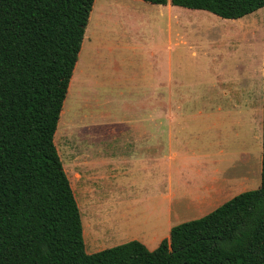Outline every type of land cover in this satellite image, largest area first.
<instances>
[{
    "label": "rangeland",
    "instance_id": "1",
    "mask_svg": "<svg viewBox=\"0 0 264 264\" xmlns=\"http://www.w3.org/2000/svg\"><path fill=\"white\" fill-rule=\"evenodd\" d=\"M86 34L55 143L81 208L87 253L95 239L99 244L104 229L115 236L101 237L108 243L102 242L103 249L145 240L156 230L148 212L131 210L129 197L119 191V186L135 181L131 192H137L143 204L149 202L142 195L158 181L148 175L150 163L136 156L127 166L118 160L103 165L104 158H117L123 147L133 148L110 142L105 125L128 116L150 121L156 93H173V117L164 115L160 121L176 123L180 144L190 148V159L181 160L187 163L180 169L181 179L193 189L199 187L193 186L197 180L208 186L200 200L186 198L185 212L172 219L174 226L204 217L236 195L260 187L264 8L227 19L171 2L95 0ZM167 100L160 96V106ZM178 144L175 141L176 148ZM86 153L93 161L92 178ZM212 171L218 172L217 180H211ZM107 188L111 191L106 193ZM106 194L111 199L106 200ZM112 211L115 223L108 228L103 222Z\"/></svg>",
    "mask_w": 264,
    "mask_h": 264
},
{
    "label": "trees",
    "instance_id": "2",
    "mask_svg": "<svg viewBox=\"0 0 264 264\" xmlns=\"http://www.w3.org/2000/svg\"><path fill=\"white\" fill-rule=\"evenodd\" d=\"M143 1L227 19L264 8V0ZM94 3L0 0V264H264V114L259 188L174 226L155 250L132 240L87 253L55 135Z\"/></svg>",
    "mask_w": 264,
    "mask_h": 264
},
{
    "label": "crops",
    "instance_id": "3",
    "mask_svg": "<svg viewBox=\"0 0 264 264\" xmlns=\"http://www.w3.org/2000/svg\"><path fill=\"white\" fill-rule=\"evenodd\" d=\"M160 96L168 99V104L166 106H160ZM172 98L173 93L171 92L168 94L156 93L154 107L152 106L151 109L150 121H146L144 118L128 116L124 117L123 120L110 122L105 125L106 132L104 135L109 136L110 142H118L122 146L123 144H130L133 145V148L130 150L129 148L123 147V152H121L117 158L114 156H108L104 158L103 165L116 163L118 160L122 161L125 166H127L131 161H133L134 157L138 156L140 160L148 161L150 163L151 170L149 171L148 175L151 178H156L158 180L155 184H153V189L150 192L142 195V197L145 196V199L149 201L145 202L144 204L142 203L143 201L141 199L138 200L136 198L138 195L137 192H131V190L136 189L134 185L136 183L135 181L131 182L130 186L128 187L119 186V191L124 192L121 197H129V201L131 202V210L140 213H142V211H146L148 212L149 216L156 221V230L151 236L145 240L136 238L142 241L150 250H155L164 239L170 238L171 230L174 226L172 219L174 217H180L185 212L184 206L187 202L186 198H189L191 201H194L195 199L200 200L201 196L204 195L208 187L205 184V181L200 182L197 180L195 182L194 180L192 182H195L193 186L197 187L198 184H200L197 189H193L188 186L187 181L181 179L182 177L180 176V169L187 164H182L181 160L190 159L188 156L190 148L180 144L179 136L176 133V130H178V125L176 123L173 121H160V117L164 115H166L167 118L173 117L174 107L169 105V103L172 102V100L169 99ZM175 141L176 143H179L177 148L175 147ZM85 155L87 157L85 162L89 172V177L92 178L94 177V174L91 173V164H93V161L90 160L89 153H86ZM215 171H212V174L210 175L211 180H217L216 174L218 172ZM125 173L126 172H123V174ZM105 178L106 174L103 173L102 179ZM165 184L167 185L166 189L164 187ZM127 190H129V192ZM109 191L111 190L107 188L105 192L107 193ZM105 199L109 200L111 198L108 194H106ZM138 203L139 206L137 205ZM187 207H189V205H187ZM85 209L86 207L84 210ZM115 216V211H112L108 215L109 221L105 220L103 224L108 228L112 227L115 223ZM133 216L136 217L137 214L134 213ZM86 233L87 232L85 231L83 224L84 238ZM113 236H115V234L111 232V229H104V232L101 235L102 239L109 240H111V237ZM101 237L99 238V244H97V240L95 239L94 243L90 245V252H88L89 254L94 253L92 251L98 252L103 250L105 246L101 245L102 242H104L102 241ZM104 244L108 245L106 242H104ZM113 246L117 245L113 244L108 248ZM85 248L87 251V243Z\"/></svg>",
    "mask_w": 264,
    "mask_h": 264
},
{
    "label": "water",
    "instance_id": "4",
    "mask_svg": "<svg viewBox=\"0 0 264 264\" xmlns=\"http://www.w3.org/2000/svg\"><path fill=\"white\" fill-rule=\"evenodd\" d=\"M184 264H187V263H184Z\"/></svg>",
    "mask_w": 264,
    "mask_h": 264
}]
</instances>
